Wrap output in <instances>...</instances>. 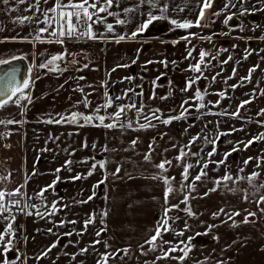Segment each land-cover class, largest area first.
I'll list each match as a JSON object with an SVG mask.
<instances>
[{
  "label": "crops",
  "instance_id": "obj_1",
  "mask_svg": "<svg viewBox=\"0 0 264 264\" xmlns=\"http://www.w3.org/2000/svg\"><path fill=\"white\" fill-rule=\"evenodd\" d=\"M54 2L55 0H48V3H44L41 0L39 6L41 10H45L52 7ZM35 3L36 0H26L25 4H20L17 0H10L8 5L0 3V59L10 60L12 56L25 57L24 59L29 64V67H32L33 62L39 65L52 55L64 53L65 50L72 55H65L63 61L56 62L58 70L49 71L39 67L32 68L30 76L31 86L28 90L32 102L27 105L26 110L22 112L20 108L12 104L0 109V119H22L24 121L22 124H0V175L8 177L6 181L0 182V189L12 190L18 185H24L23 163L26 157L29 134L35 135L38 147L39 139L48 133V137L46 138L48 139V145L46 147L48 156L53 155V151L57 148L66 157L68 140L71 134L77 135L78 146L80 148L84 147L86 141L92 139L95 145L94 147L97 148H95L94 157L98 162H104V167L101 168L98 165V169H95L94 172V174H99L100 172L101 175V171L103 169L105 170L104 178H106V182L100 183L101 194L103 192L105 196L111 194L108 188V178L111 179L113 184L115 183L117 179L113 173L118 166H123L122 175L126 182H132V180L133 182L137 181V189L132 192V202L122 203L124 211H131V214L142 212V207L144 206L142 196L144 192L140 195V190H144L145 188L148 193V187L143 185L142 181L151 175L160 176L161 172L155 165L159 164L162 159L172 161V165L168 167L167 172L164 174L169 177L177 176L181 182L183 181L181 174L185 163L193 164L194 167L189 170L188 175V181L191 183L200 171L197 160L203 158L205 161L202 162L212 161L208 163L207 175L203 176L199 180L200 182L195 181L194 183L195 188L200 183V188L203 189L205 180L211 182L225 175V172H223L221 176H216L213 172V166L215 165L213 162L220 161L224 153L231 152V155L227 159L230 158L229 160H232L234 164L239 163V157L244 150V144H241L242 139H238L235 145L232 144L231 146V144H228L230 142L229 133L232 131L231 127L229 129V126L224 127L225 129L222 128L223 132H220L227 133V135L223 136L226 137V142H228L227 145L229 146L226 150L221 151V155L219 148L223 144L221 141L222 136L217 140L215 144L216 151L211 157L208 156V153L213 150L211 143L199 142L201 143L200 149L197 151L200 154L199 157L188 155L184 158V161H178L176 159L181 149H184L185 152H189L190 150V153H192L191 149L197 143V140L192 144L189 143L193 137L204 132V129L206 131L209 127L219 129L217 127L221 125L215 119H212L216 118L214 115L215 111L211 107V102L215 99L212 97V94H209L205 98V103L203 102L205 107H198L202 101L196 100L194 97L197 90L201 91L199 86L200 78L196 80L190 89L184 91L186 82L192 78L190 76L191 68L188 63L189 50L187 48L182 49L181 46L178 49L176 48V43H173V41H190L192 40L191 38H194V40H203L200 38L202 37L201 34L198 36L195 34L196 36L194 35V37L187 35L188 40H184L182 36L173 34L172 32H144L133 39L126 38L116 43V36L125 35L127 37L132 32H119L115 22L116 17L107 16L105 23H112L114 25L113 32H107L105 24L94 25V31L98 34L104 33L106 39L92 40L86 38L84 41H75L72 38H65L61 45L55 42L56 37H51L48 33H44L42 34L44 42H33L32 37L36 34L37 30L40 27L46 26L43 23L36 22L37 19L43 20V16L37 13L34 7L29 10L30 6ZM126 3H128L127 0ZM129 3H132V1L130 0ZM263 4L260 0H244L242 3L243 7L250 9L251 14H258L260 11H255L254 9L262 8ZM123 5H125L124 2ZM12 9H16V11H12ZM123 9V7H118L116 0H114L113 7L110 11L118 13L120 19H125L126 13L122 11ZM101 15L104 16L106 14L101 13ZM23 16H29L33 19L26 21L24 24L18 23L17 18ZM244 16L242 15L243 18ZM257 22L250 21L248 29L254 31L258 27ZM14 37L15 39H13ZM137 54H140V56L138 57ZM135 56L137 58L133 59ZM71 61H75V63H71ZM149 61L152 63H149ZM161 61H166V66ZM181 63L184 65L183 71L179 67ZM85 64L88 65L87 68L83 67ZM119 65L128 66L119 67ZM50 67L55 66L50 65ZM202 68L207 70L205 66ZM113 69L115 71H112ZM80 77H83V79H79ZM127 77L133 79H126ZM194 77H197V75H194ZM206 83L204 92H207L210 87L209 78H207ZM167 85L173 87L170 94L166 89H162V86ZM81 88L83 91L79 90ZM130 89L132 91H129ZM85 95H87V99L90 101L88 107H85L81 103ZM108 97H112L113 99L112 106L107 108L101 107L99 112V115L106 117L104 124L112 122L108 116L117 111L121 105L135 103L136 108H143V112L137 116L136 108L127 109L119 117L118 125L112 128H107L102 125L96 126L99 125L98 120H94L89 124H84L83 120H80V124L46 122L53 117L58 119V114L65 116L72 112H80L85 115L92 114L94 109L105 104ZM116 97H120L121 99H116ZM127 98L128 101L126 100ZM186 100L189 101V104H184ZM25 103L27 102L25 101ZM182 104L183 107H181ZM244 106L248 109L249 104H245ZM184 108H188V112L184 113L183 118L178 120L174 119L168 124L161 122L169 116H179L184 112ZM156 109H159L158 115H160L161 121L151 119V124L154 125L153 127L140 128V124L148 123L143 117L145 115H149L150 117V113ZM245 110L243 109V111ZM129 112L135 118L132 120V126L126 127L125 125H128L126 117ZM242 112L239 111V115ZM120 125L123 126L121 127ZM236 125L238 123H235ZM204 137L206 136L204 135ZM206 138L207 140L209 138V141L216 139L211 136ZM133 140L137 141L135 145H132ZM185 145H189V148H185ZM233 147H238L239 151L232 152ZM210 148L212 149L211 151L209 150ZM222 148L224 149V146ZM81 152L78 154H81ZM149 152H151V160L145 161L144 155ZM237 154L238 157L236 158L234 155ZM80 157L85 159L90 158V155L86 152L84 156ZM192 158L195 160L194 163L192 162ZM260 163L262 164L264 162L260 161ZM224 164L227 165V170L229 162L225 161ZM209 166L212 169L211 173H209ZM232 177L233 180L227 182L230 186H234V182L240 184L242 181H247L238 180L237 177L239 175ZM156 180L161 181L162 179L156 178ZM254 183L257 185L264 184V175H259ZM65 186L69 187L70 182H67ZM129 187L130 185L127 184L126 188ZM234 187L237 188V186ZM239 187L244 188L245 186L241 184ZM24 189H26L25 185L22 190L25 193ZM184 189L185 192L188 191L187 187ZM235 192L239 194L241 191L238 188ZM261 192H264V189H261ZM230 193L236 196L234 192ZM248 193H250L249 200L252 202L245 200L242 204L243 213L240 219L235 220V226H233V222L231 221L230 225L227 224L226 227L232 233L233 230H236V233L238 232V244H233V242L231 244L229 236L228 240H226L227 242L223 244L220 238L212 235L211 242L202 244L201 246L191 244V249H193L189 252L188 257L181 261L174 258L182 255L180 251L171 253L167 258L158 259V257H163L164 251L170 246L169 244L162 243L158 239L157 247L153 253L142 254L140 259L133 258L134 254L130 257H123L126 261H131L125 264H218L220 261H223V264H264V214H261L259 211V208H264V204L257 205L254 202L259 193L254 194V190ZM203 201L205 202V199ZM168 205L173 204H165V207ZM231 210L236 211L234 209ZM248 211L256 212L257 215L255 217H249L248 223H241ZM108 212L114 214L116 210L114 207H111L107 209ZM0 215L5 218H10L8 212ZM10 216L12 217V215ZM8 222H10V219L0 218V231L6 228ZM168 223L170 227H173L174 220H170ZM222 223L224 224L225 222ZM247 228H255L257 231L253 248L252 244L245 238L244 232L239 237L241 233L240 229L247 230ZM116 232L117 229L111 227L110 235L107 237L109 243L105 244L104 249L100 247V250L95 252L94 264H97L102 254L105 253L111 254L107 262H111L117 257L118 251L112 245H115L116 242L120 244L125 239H118L115 235ZM172 238L174 237L162 238V240L171 242L173 246L179 244L181 241V239L176 240ZM18 240L19 237L16 236L13 243L18 242ZM187 241L188 239L185 240V242ZM180 247H183V245H180ZM7 254L8 252L6 255H0V261L7 259L9 264L21 263V260L19 258L16 259L15 255L8 254L7 257ZM36 254L40 255V251L35 252L32 256H36ZM32 256H30L31 260H26V264L38 263L39 259H35ZM51 257H49L50 263L54 264L56 261H59L56 264H64L63 259L59 260L56 256ZM68 258L74 262H80L84 259L83 256L78 257L77 260L74 257ZM45 263L48 264V261L45 262L44 260L43 264ZM65 264L74 263H68V260H66ZM107 264L118 263L114 261Z\"/></svg>",
  "mask_w": 264,
  "mask_h": 264
},
{
  "label": "rangeland",
  "instance_id": "obj_2",
  "mask_svg": "<svg viewBox=\"0 0 264 264\" xmlns=\"http://www.w3.org/2000/svg\"><path fill=\"white\" fill-rule=\"evenodd\" d=\"M129 1L127 0L128 3H126V0H116V3L118 7H135L136 0H131L132 3H129ZM123 2L125 5H123ZM176 3H179L184 8L183 12L177 14L173 11ZM224 3L225 0H213L212 7L205 10V18L200 21V27L194 26L190 29H179L172 25L170 20L176 18L178 20L190 19L195 21L200 11V0H169V12L167 14L169 19L154 22L145 31L172 32L182 37L187 35L194 37V35L190 34H197V36L201 34L202 37H205L203 40L191 38L192 40L190 41H179L176 43V48L179 49L181 46L182 49L187 48L191 52V56H188L189 65L197 63L201 51L209 54L205 57V65L201 66H205L207 70L202 68V75L190 70V76L192 78L194 75L200 77L199 86L203 95L202 103H205V98L209 94H212L213 96H211L215 98L211 102V107L215 111L214 115L216 118L212 119L221 124L217 127L219 129L210 127L207 131L204 129V132L199 134L200 139L197 140V143L191 149L192 153H197L200 149L201 143L199 142H205V138L210 136L216 138L217 134L223 132L222 128L226 126H229V129L231 127L232 130L229 133L230 142H226V137L222 136L221 141L224 149L220 146V155L221 151L229 147L227 143L231 144V146L232 144L235 145L238 139H242V142H247L252 140L253 137L264 133V115L258 114L261 109H264V10H261L258 14L243 15V18L240 14L241 9L244 8L242 2L233 0L236 7H230L227 12H222L221 15L214 17L213 13L220 12ZM262 8H264V4ZM148 10V6L143 5L136 12L126 13V18L124 19L126 23L123 25L117 24L118 31L133 32L136 30L138 25L145 19L143 13ZM230 13L234 14L240 21H243L240 26L230 27L223 23L226 15ZM156 14L159 13L157 12ZM250 21H259L257 22L258 27L254 31L248 29ZM207 37L211 39H207ZM137 56L139 57L140 54H137ZM136 58V56L133 57V59ZM225 61L227 62L225 63ZM179 67L182 68V71L184 70L183 63L179 64ZM253 68L255 70L250 72ZM244 77H249V79L243 82L244 79L242 78ZM207 78L210 79V87L207 92H204ZM232 85H237V87L233 88ZM172 88V86L168 85L162 86V89L169 91V94ZM220 93H224L223 98L219 95ZM245 99L251 101L248 103V109H246V106L239 107ZM126 100L128 101V98ZM243 109L246 110L243 111ZM237 111L243 112L237 117L231 115ZM234 119H237L235 120L236 122ZM235 123H238V125L235 126ZM125 126L128 127V125ZM233 129L238 131L234 132ZM217 130L219 131L217 132ZM47 134L39 139L38 147L35 135L29 134L27 139V152L23 163L24 185L26 188L24 190L27 194L26 204L34 205L35 207L25 208L24 212H8L9 217H11L10 215L15 216L13 228L16 229V236L19 237L18 242L13 243L14 247L8 251V254L15 255L16 259L19 257V260H21L20 264H26V260L28 261L30 256L38 251H40V255L32 256L35 259H39L37 264H43L44 260L45 262L48 261V264H52L49 261V257L53 254L52 257L56 256L59 260L63 259L64 264L66 260H68V263L72 262L74 264H94L95 252H98L100 247L104 249L105 244L109 243L107 237L110 235L111 227L117 229L116 237L118 239L123 238L125 241L122 240L120 244L116 242L115 245H112L118 251V254L113 261L107 263L114 261L118 264L130 263L131 261H126L123 257H130L134 254L133 258L140 259L142 254L153 253L154 249L145 241L154 234L157 224L160 223L164 216L166 204L164 203V194L167 187L165 183L162 180H156L154 177L158 176L153 175L143 179V185L148 187V193L144 187V190H140V195L144 192L142 196L144 204L142 212L132 214L131 211L125 212L122 203L132 202V192L137 189V181L126 182L122 175L123 166H120V172L115 175L117 180L114 184L108 178V188L111 194L105 196L104 192L100 193V183L95 189L93 187L98 184L99 180L106 182V178H104L105 170L101 171V175L100 172L99 174H94L95 170L92 171V175H88V172L92 170L93 163L98 162L94 157L96 147H94L93 140L89 139L86 141L87 147L80 148L77 135L71 134L68 140L66 157L57 148L53 151V155L48 156L46 148L48 145ZM241 144L243 145L244 143ZM209 150L211 151L212 149L210 148ZM80 151H82L81 154H78ZM86 152L90 155V158L84 157L85 159H83V157H80L84 156ZM234 156L237 158L238 154ZM249 157L256 159L245 164L244 161L248 160ZM262 157H264V140H258L246 149L244 147L239 157V163L234 164L228 158L226 160L229 162L227 170L230 169L232 176L247 177L254 171L263 176L264 163L261 164L259 159ZM67 160L74 161V163L65 167ZM194 161L192 158L193 163ZM202 161L205 160L202 158ZM258 163L260 164L259 167H257ZM98 165L95 169H98ZM226 166V164L217 165L215 163L213 166L214 175L221 176L223 172H226ZM58 168L61 171L57 174L55 170ZM198 168L200 170V166ZM240 169H243V171L241 172ZM211 171V166H209V173ZM57 175L60 179L54 187L45 191L43 198L38 196L37 193L52 184L57 179ZM77 175L83 178L73 179ZM174 177L175 180L172 182V187L175 191L169 195L168 201L170 202H167V204H179V209L173 208L167 215L168 217H178V219H169V221L174 220L173 227H170L171 230L168 232H162V238L173 236L174 238L172 239L185 241L192 236L194 239L191 244L201 246L202 241L210 242L212 235L220 238L223 244L227 242L226 240H228L229 236L231 244L232 242L233 244H238V232L236 233V230H233L232 233L231 230L226 228L231 221L228 220L227 223L223 224L222 222L227 220V218L223 215L214 218L212 213L217 212L221 207L226 210L234 209L237 211L238 209L240 215L234 219L239 220L243 213L242 204L245 201L243 199L245 192L241 190H246L249 196L250 193L248 192L253 190L252 185L247 181H242L240 184L234 182V186H237L236 188L226 182L227 187L222 185L216 191H209L215 187L214 181L205 180L204 189L200 188V183L197 188H195L194 184V190L188 204L195 215L190 216L184 211L186 205L180 203L185 194V189L183 191L180 190V185L183 184V181H179L177 176ZM67 182H70L69 187L65 186ZM186 182L184 184L191 183L189 181ZM127 184L130 185L129 188H126ZM241 184L245 186V189L239 187ZM229 188H239V191H241L239 194L237 193L239 197L235 191H229ZM230 192H234L236 196H233ZM93 193L95 194L93 195ZM205 193L208 194L205 195ZM90 196L92 197L91 200L88 199ZM204 199L205 202L203 201ZM81 201H87V203H81ZM54 202L58 210L49 215L48 213L53 212L52 204ZM111 207L116 210L114 214L107 213V209ZM25 212H32V215H26ZM37 212L41 215H37ZM105 212L107 215H104ZM93 214H95L94 222L88 224L85 229V220L89 219ZM72 221L76 223H72ZM186 223L189 226L187 230L184 229ZM209 225H215V227L209 230ZM182 230H184L183 236L176 235ZM240 231L239 237L244 232L245 238L248 239L253 248L257 237L256 229L247 228V230L240 229ZM69 232L72 235H67ZM97 232H100L99 236H96ZM197 233H200V235H197ZM96 240H99L100 243H94ZM53 243H56L57 246L48 251ZM84 248L87 251L82 253L80 250ZM46 251H48V254L44 256L43 253ZM80 256L84 257L80 262H74L68 258L74 257L77 260ZM57 262L59 261L54 264Z\"/></svg>",
  "mask_w": 264,
  "mask_h": 264
},
{
  "label": "snow or ice",
  "instance_id": "obj_3",
  "mask_svg": "<svg viewBox=\"0 0 264 264\" xmlns=\"http://www.w3.org/2000/svg\"><path fill=\"white\" fill-rule=\"evenodd\" d=\"M9 2H10V0H0V3H2L3 5H8ZM17 2L20 4H25L26 0H17ZM40 2H41V0H36V3L34 5H31L29 10H31V8L34 7L35 11L37 13H40L43 16V20L37 19L36 22L37 23H43L46 26L40 27L37 30L36 34L32 37L33 42H44L43 36H42V34H44V33H48L51 37H56L57 39L55 42H58L61 45L63 44L65 38L71 39L73 37H76V38H87V39H92V40L106 39L104 33L98 34L96 31H94V25L105 24L106 31L107 32H113L114 31V25L112 23H105L107 16L116 17V21H115L116 24L123 25L126 23V21L124 19L119 18L118 13L110 11V9L113 7L114 0H55L53 6L48 8V9H45V10H41V8L39 6ZM43 2L48 3V0H43ZM241 2L243 3L244 0H241ZM260 2L264 3V0H260ZM212 4H213V0H200V11H199L197 19L195 21H192L190 19H179L178 20L176 18H172L170 20V23L179 29H190L194 26L200 27L201 26L200 21L205 18V10L211 8ZM143 5H147L148 9H149L146 13H143V15L145 17L144 21L142 23H140L138 25V27L136 28V30H134L127 37L125 35L116 36L115 37L116 43H119L120 41H123L126 38H128V39L135 38L137 35L144 33L149 28V26L154 24V22H157V21L163 20V19H169L168 15H167L169 12V0H136L135 7H127V8H124L122 11L125 13H133V12L138 11L139 8ZM230 7L234 8V7H236V4L233 3V0H225L224 6L221 9V11L213 13V16L214 17L219 16V15H221L222 12H227ZM254 10L255 11H261V10H264V8H259V9H254ZM12 11H16V9H12ZM173 11H175L177 14H179V13L184 11V8L179 3H176L173 7ZM157 12L159 14H156ZM101 13H104L106 15L102 16ZM240 14L241 15L250 14V10L248 8L244 7L241 9ZM233 17H234V14H232V13L226 15L223 23L225 25H228L229 21H231L233 19ZM32 19H33L32 17L23 16V17H18L17 22L20 24H24L26 21H30ZM190 35H195V34H190ZM200 38L204 39L205 37H200ZM13 39H15V37ZM24 39H26V38H24ZM182 39L188 40V37L187 36L182 37ZM207 39H211V38L207 37ZM49 42H52V41H49ZM173 43H178V41H173ZM41 55H43V54H41ZM65 55H72V54L67 53V51L65 50L64 53L52 55L45 62H42L39 65H36L33 62L32 67H30L28 69L29 74L31 73L33 67H39L41 69H47L49 71L58 70V65H56V62L63 61ZM208 55H209L208 53L201 51L200 55H199V60L197 61V63L190 65L191 70L194 72H197V73H201V75H202L203 72H202L201 66L205 65V57ZM189 56H191V52H189ZM24 58L25 57L12 56L11 60L0 59V66L10 65L12 63V61L21 60ZM229 59H231V57H229ZM226 62L227 61H225V63ZM71 63H75V61H71ZM149 63H152V62L149 61ZM161 63H164L166 66L167 62L161 61ZM50 65H53L55 67H50ZM127 66L128 65H119V67H127ZM83 67L87 68L88 65L85 64V65H83ZM254 70L255 69L253 68L250 70V72L254 71ZM112 71H115V69H113ZM19 72H20L19 67H10L8 69L0 68V109L5 108L9 104H12V105H15L18 108H20L23 112V110L27 109V105L31 104L32 98H31L30 92L28 91L30 89V86H31L30 76L27 78H24L23 80H20L17 78ZM199 78H200L199 76L194 77V78H190L186 82V87H185L184 91H187L188 89H190L192 87V85L196 82V80H198ZM79 79H83V77H80ZM126 79H133V78L127 77ZM213 79H215V77H213ZM242 79L247 80V79H249V77H244ZM232 87L235 88V87H237V85H232ZM79 90L83 91L82 88ZM129 91H132V90L130 89ZM141 95H142V93H141ZM219 95L223 98L224 93H220ZM194 98L196 100L202 101L203 95L201 94V92L199 90H197ZM116 99H121V98L116 97ZM25 101L27 103H25ZM250 102H251L250 100L242 101V103L239 107H243L245 104H248ZM81 103H83L85 105V107H88L90 105V101H88L87 95H85V97L81 101ZM112 104H113L112 97H108L105 104L102 106H98L96 109H94L92 114L85 115V114L80 113V112H72V113L68 114L67 116L62 115V114H58L59 115L58 119L53 117V118L48 119L46 122L47 123H57V124H59V123L80 124V120H83L84 124H89V123H92L94 120H98L99 125H96V126L102 125V126L107 127V128H112V127H116L118 125L119 117H121L127 109L136 108L135 103H132L129 105H121L117 111H115L114 113H112L108 116V118L112 122L108 123V124H104L106 117L104 115H99L100 109H101V107H104V108L110 107V106H112ZM184 104H189V101H187V100L184 101ZM181 107H183V104L181 105ZM198 107L203 108V107H205V105L203 103H201L198 105ZM136 111H137V116H139L143 112V108H136ZM187 112H188V108H184V112H182L179 116H169L167 119H163L161 121V117H160V115H158L159 109H156L150 113V117H149V115H145L143 117L145 121H148V123L147 124H140L139 127L140 128L153 127L154 125L151 124V119H155L157 121H161L164 124H168V123H171V121L174 119L178 120V119L183 118L184 113H187ZM258 114L264 115V109H261L260 113H258ZM231 115L239 116V111L234 112ZM13 123L22 124V123H24V121L22 119L21 120H15V119L3 120V119H0V124H13ZM137 123H139V122L137 121ZM80 126H83V125H80ZM120 126L122 127L123 125H120ZM131 126H132V121L129 120L128 121V127H131ZM233 131H236V129H233ZM223 135H227V133H218L216 139H213L210 141L207 140V138H205L206 143H211L213 145L212 152L208 153L209 157H211L215 153V151H216L215 144H216L217 140L219 139V136H223ZM198 139H200L199 134L196 137H193L189 143L192 144ZM258 140H264V133L259 134L256 137H253L252 140H249L247 142H241V143H244V147L246 149L248 146H250L252 143H254L255 141H258ZM136 143H137L136 140L132 141V145H135ZM84 147H87L86 143H85ZM184 147L189 148V145H185ZM150 148H151V146H150ZM105 150H107V149H105ZM236 151H239V148L233 147L232 152H236ZM188 155H193V156L199 157L200 154L199 153H190V150H189V152H185L184 149H181L179 152V155L176 157V159L178 161H184V158ZM229 155H231V152H226V153H224V156L220 161H215L213 163H216L217 165L224 164ZM254 159H256V158L249 157L248 160L244 161V163L248 164L249 161H252ZM259 159L261 162H264V157L259 158ZM144 160L145 161L151 160V152L144 155ZM84 162H86V161H84ZM209 162H212V161H209ZM209 162H202V159H198L197 165L200 166L199 173L193 178L192 183L180 185L181 191H183L185 187L188 188V191L185 192L183 200L180 201V203H184L186 205L184 211L190 216L195 215V213H193L191 211V207L188 204V202L192 196V191L194 190V183H195V181L201 180V178L203 176L207 175L206 169L208 168ZM72 163H74V161L67 160L65 162V167L71 165ZM97 164H99V166L101 168L104 167L103 161L93 163L92 170H90L88 172L89 176L92 175V171L95 170ZM171 165H172V161L168 160V159H162L159 164L155 165V167L160 170L161 174H160V176L154 177V178L162 179L163 182L165 183V185L167 186L166 191H165V203L166 204H167L169 195L175 191V189L172 187V182L175 180V178L169 177V176L164 174L167 172L168 167H170ZM259 166H260V164L258 163L257 167H259ZM193 167H194L193 164L185 163V165L183 167V172L181 174L183 181H185V182L188 181L189 170L192 169ZM120 170L121 169L118 166L115 169V172L113 173V175H116L117 173H119ZM55 171L58 174L61 171V169L58 168ZM240 171L242 172L243 169H240ZM33 174H35V173H33ZM259 175H260V173L254 171L251 175H249L247 177H244V176L237 177L238 180H247V182L250 185H252L253 190H254V194L259 193L258 197L254 201L257 205L264 204V192H261V189H264V184L257 185L254 183V181L259 177ZM81 178H83V177H81L80 175L73 177V179H81ZM7 179H8L7 176L0 175V182H4ZM59 179L60 178L57 175V179L54 180L53 183L48 185L46 188L41 189V191L39 193H37V195L40 196L41 198H43V193L45 191H47L49 188L54 187V185L57 183V181H59ZM232 180H233V177L230 174V169L226 170L224 176L219 177L218 179H216L213 182L215 187H213L209 191H216L217 188L221 187L222 185L224 187H227L226 182L232 181ZM99 183H103V180L98 182L97 185H94L93 186L94 189L99 186ZM23 187H24V185H18L12 190L0 189V214H3L4 212H11L12 206H15L18 212H24L25 208L35 207L34 205H28V204H25L24 207H20L21 199H16V197L23 198L27 195L26 193L22 192ZM228 190L229 191H237V189H235V188H229ZM241 191L245 192L243 199L246 201L252 202L249 200V196L247 194V191L246 190H241ZM94 194L95 193H93V195ZM207 194L208 193H205V195H207ZM88 199L91 200L92 197L90 196ZM6 203L8 205L7 207H6ZM81 203H87V201H81ZM173 208L179 209V204L168 205L167 207H165L164 216L162 217L157 228L155 229L154 234L150 237V239L146 240L145 243L150 244L152 246V248L155 249L157 247V241L159 239L160 241H162V243L169 244L170 246L166 251H164L163 257H158V259L167 258L171 255V253L176 252V251H180L182 253V255L179 257H174V258L183 261L185 258L188 257V254L191 251V241L194 239V237H191V236L188 237L187 242L181 240L179 242V244L174 245V246L171 244V242L162 240V232H168L171 230L170 225L168 223L169 219H178V217H168V215H167V213L172 211ZM52 210H53V212L48 213L49 215H52L55 211L58 210L56 208L55 202L52 204ZM259 211L261 214H264V208H259ZM25 214L26 215H32V212H25ZM36 214L41 215L39 212H37ZM104 215H107V213L105 212ZM212 215L214 218L223 215L227 218V220H225L223 222L226 223L228 220H230L233 222V226H235L236 221L234 218L236 216H239L240 212L239 211H233V210H226L224 207H221L217 212L212 213ZM256 215H257L256 212L248 211L246 213V215L244 216L243 220L241 221V223H248L249 217H255ZM94 217H95V214H93L91 217H89V219L85 220V222H84L85 229L87 228L88 224H91L94 222ZM0 218L10 219V222L7 223L6 228L3 231H0V255H6V253L14 247L13 240L16 238V229L13 228V222L15 221V216H12L10 218H5L2 215H0ZM72 223H76V222L72 221ZM188 227L189 226L186 223L185 224V230H187ZM212 227H215V225H209L208 226L209 230ZM49 231H51V230H49ZM67 235L70 236V235H72V233L69 232V233H67ZM99 235H100V232H97L96 236H99ZM176 235L183 236L184 230L180 231L179 233H176ZM197 235H200V233H197ZM94 243H100V241L96 240V241H94ZM180 245H183V247H180ZM56 246H57V244L53 243L50 246V248L48 249V251H51V248H54ZM141 247H143V246H141ZM48 251L44 252L43 255L46 256L48 254ZM80 251L83 253V252H86L87 249L84 248V249H81ZM124 251H127V250H124ZM17 252H18V249H17ZM109 255H111V254H109V253L102 254L101 259H100V261L97 262V264H107V261L109 259ZM17 258H19V257H17ZM0 264H9V261L7 259H4L3 261H0ZM218 264H223V261L218 262Z\"/></svg>",
  "mask_w": 264,
  "mask_h": 264
},
{
  "label": "water",
  "instance_id": "obj_4",
  "mask_svg": "<svg viewBox=\"0 0 264 264\" xmlns=\"http://www.w3.org/2000/svg\"><path fill=\"white\" fill-rule=\"evenodd\" d=\"M10 67H19L20 68V72L18 73V77H17L20 80H23L24 78L31 76V73L29 74V71H28V69L30 68L29 64L27 63V61L25 59L12 61V63L10 65L0 66V68H4V69H8Z\"/></svg>",
  "mask_w": 264,
  "mask_h": 264
},
{
  "label": "built area",
  "instance_id": "obj_5",
  "mask_svg": "<svg viewBox=\"0 0 264 264\" xmlns=\"http://www.w3.org/2000/svg\"><path fill=\"white\" fill-rule=\"evenodd\" d=\"M72 40H75V41H84V40H86V38H76V37H73L72 38ZM135 118V116L132 114V113H128V116L126 117V120L127 121H129V120H133ZM16 199H21V205H20V207H24V205H25V199H24V197L23 198H21V197H16ZM8 205H7V203H6V207H7ZM13 212H17V209H16V207L15 206H12V210H11V212L10 213H13Z\"/></svg>",
  "mask_w": 264,
  "mask_h": 264
},
{
  "label": "flooded vegetation",
  "instance_id": "obj_6",
  "mask_svg": "<svg viewBox=\"0 0 264 264\" xmlns=\"http://www.w3.org/2000/svg\"><path fill=\"white\" fill-rule=\"evenodd\" d=\"M208 18H209V16H208ZM211 18H214V17H211ZM242 24V22L238 19V18H236L235 16L233 17V19L231 20V21H229V26L230 27H236V26H240ZM134 120V119H133ZM211 242V241H210ZM214 242V241H213ZM206 243H208V242H204V241H202V243L201 244H206Z\"/></svg>",
  "mask_w": 264,
  "mask_h": 264
}]
</instances>
